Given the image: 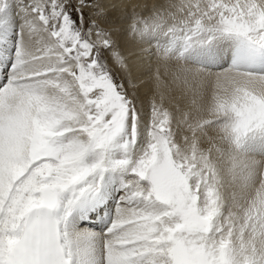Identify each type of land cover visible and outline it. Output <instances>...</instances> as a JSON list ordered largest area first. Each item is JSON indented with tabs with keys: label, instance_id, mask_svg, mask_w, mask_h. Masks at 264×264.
Instances as JSON below:
<instances>
[{
	"label": "snow or ice",
	"instance_id": "6c2138e0",
	"mask_svg": "<svg viewBox=\"0 0 264 264\" xmlns=\"http://www.w3.org/2000/svg\"><path fill=\"white\" fill-rule=\"evenodd\" d=\"M109 7L0 0V264H264V0Z\"/></svg>",
	"mask_w": 264,
	"mask_h": 264
},
{
	"label": "bare ground",
	"instance_id": "6f19581e",
	"mask_svg": "<svg viewBox=\"0 0 264 264\" xmlns=\"http://www.w3.org/2000/svg\"><path fill=\"white\" fill-rule=\"evenodd\" d=\"M169 2L179 3L180 0H108L110 5L108 9L109 19L118 22V27L126 28V17L135 9V11L143 13L145 9H151L156 4H166ZM13 15L19 18L18 13L12 12ZM116 38L121 44L123 53L129 58L131 65V74L137 78V83L141 85L140 95L144 102V113L147 117L150 112L151 102L153 97L159 102V93L156 90L155 77L159 75L166 85H168L171 95L175 100H180L182 95L190 99L191 92L188 91V86L184 85L181 79H178L179 66L173 62L165 65L158 62L156 57L149 58L144 53V48L147 45H140L133 41L130 35L116 34ZM1 75H6L3 68H0ZM193 87H199L194 85ZM209 99L211 97V88L208 91ZM171 107V105L166 104ZM90 226V225H89ZM97 231L99 228L96 229Z\"/></svg>",
	"mask_w": 264,
	"mask_h": 264
},
{
	"label": "rangeland",
	"instance_id": "374dc122",
	"mask_svg": "<svg viewBox=\"0 0 264 264\" xmlns=\"http://www.w3.org/2000/svg\"><path fill=\"white\" fill-rule=\"evenodd\" d=\"M9 2L13 4V11H15V13H16V12L18 13V9H15V8H14V5L17 4V3L19 2V0H9ZM13 11H12V12H13Z\"/></svg>",
	"mask_w": 264,
	"mask_h": 264
}]
</instances>
